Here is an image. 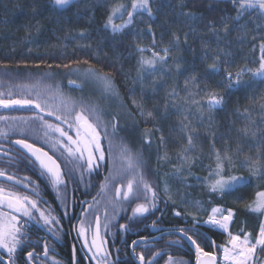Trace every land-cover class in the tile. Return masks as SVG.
Segmentation results:
<instances>
[{
	"label": "trees",
	"instance_id": "trees-1",
	"mask_svg": "<svg viewBox=\"0 0 264 264\" xmlns=\"http://www.w3.org/2000/svg\"><path fill=\"white\" fill-rule=\"evenodd\" d=\"M130 1L73 0L68 6L58 7L52 0H0V91L5 93V97H8L9 90L12 97H20L16 92L19 86L34 87L50 73L52 77L59 76L74 67H92L109 73L119 93L114 100H120L126 108L123 107L124 112H131L136 121L137 127H131L132 133H136L135 137L139 136L145 144L144 150L138 147L142 167L157 191L156 200L151 199L155 203L153 210L138 217L121 214L116 223L124 217L129 226H136L134 229L142 226L143 231L139 233L146 236L147 227L154 221L156 224H180L191 228L193 216L204 221L210 209L220 205L236 212L230 227L232 233L246 228L253 229L255 236L262 214L245 206L253 199L257 185H264V181L253 178L247 186L221 195L209 192L202 178L209 174V165L215 166L213 144L222 153L227 148L232 156L235 167L230 172V166L225 164V178L228 175L248 176L247 169L240 167V160L245 156L255 159L258 150L264 153V109L261 108L264 105V80L253 79L238 90H228L222 81L224 70L235 75L245 65L249 68L258 65L260 44L264 41V14L258 8L249 9L237 21L234 19L237 6L231 0H150L151 16L138 11L133 25L113 33L106 27L112 6ZM188 13L194 16L190 17ZM225 24L228 31H224ZM174 36L179 40L174 42ZM137 45L144 47L145 51L139 52ZM166 46L170 47V54L163 71L152 75L145 73L141 80L138 76L140 57H151L153 51L163 55L162 48ZM217 58L221 67L219 74L208 67ZM177 63L181 65L179 72ZM192 75L201 78V88L207 85L224 95L226 103L211 111L205 109L202 119L189 116V129H182L179 123L182 116L172 105L183 104L186 97L184 81ZM242 79L249 81L250 75H244ZM173 88L178 95L169 96ZM201 95L195 99H201ZM133 99L143 103L145 113L152 111L153 118L141 116L132 104ZM246 108L250 113L247 119L237 114V110L243 112ZM192 127L198 135L194 136L195 149L186 153L193 158L190 165L178 158V154L186 146V133ZM243 128L248 129L247 137L240 132ZM252 133H256L255 137ZM128 136L136 141L131 133ZM146 137L151 140L150 144L145 142ZM238 146L242 148L239 154L235 151ZM106 153H109V148ZM165 153L169 159H160ZM109 154L113 155L112 152ZM114 163V155H106L95 171L82 170L77 181L78 191L95 192L101 179H93L91 174L103 178L108 172L113 173ZM176 167L182 171L173 175ZM165 182L169 186L168 193L164 191ZM100 190L103 191L102 188ZM111 199L119 205L120 201H115L112 196ZM194 200L200 201V206L193 207ZM176 212L181 215H175ZM209 233L215 242H225L223 238L226 236L221 232L210 230ZM190 234L200 243L202 236L198 228ZM131 240L128 238L127 242ZM162 247L163 243L160 244ZM156 250L155 247L153 252ZM173 250L166 254L187 255L181 249ZM126 257V264H134L128 252Z\"/></svg>",
	"mask_w": 264,
	"mask_h": 264
},
{
	"label": "snow or ice",
	"instance_id": "snow-or-ice-1",
	"mask_svg": "<svg viewBox=\"0 0 264 264\" xmlns=\"http://www.w3.org/2000/svg\"><path fill=\"white\" fill-rule=\"evenodd\" d=\"M53 4L58 7L68 6L72 3V0H52ZM231 2L237 6V15L234 17L235 20H240L245 11L249 9L258 8L259 11L264 14V0H231ZM138 11L147 12L151 16L152 8L150 5V0H131V10H128L123 3H117L112 6L111 11L108 15L106 21V27L111 28L113 33L122 32L124 29L134 24L135 15ZM127 13V18H124V13ZM120 15L121 23H114V18ZM190 17L194 16L192 13H188ZM241 28L245 27L240 25ZM212 31H216L212 29ZM224 31H228V25H224ZM187 39V37L185 38ZM179 37L174 36V42L178 41ZM153 45H155V39H153ZM137 50L141 53L145 51V48L137 45ZM163 55L158 51H153L151 57H140L138 76L141 80L144 78V74L147 73L152 75L155 72H162L164 65L167 64L170 47L166 46L162 48ZM261 55L259 57L258 65L254 68H249L245 65L233 75L232 72L224 70L222 81L225 84V87L228 90L236 89L238 90L242 84L251 83L253 79L264 80V41L260 44ZM87 63V61H85ZM159 65L160 67H157ZM68 67V65H65ZM214 73L219 74L221 72L220 62L217 58L216 62L208 66ZM181 69L180 64H176V70L179 72ZM85 75L92 78L94 81H100L103 85V90L106 93L119 96V93L116 91L112 77L109 73H103L98 70H95L92 67L86 70ZM244 75H250L249 81H243ZM201 78L197 75H192L185 79L184 88L186 90V97L184 98L182 105L173 104L172 107L181 114L182 119L179 120L182 129H189L191 121L188 119L189 116H196L198 119H202L203 112L205 109L211 111L217 108L222 107L226 103V97L220 92H217L214 89H210L207 85L203 88L200 87ZM70 84H75V81H69ZM156 81H153L154 90H155ZM80 85H77L79 87ZM24 88L31 89V86L25 85ZM191 89H195L192 91ZM134 91V90H130ZM203 94V95H201ZM169 96L178 95L175 88L168 93ZM201 95V99H195V96ZM8 98L5 99V93L0 91V107L9 108L14 105H35L37 109L41 112L45 110L44 106L39 102V99H27V98H18L13 99V93L11 90L7 92ZM39 97V94H37ZM132 104L139 111V114L145 119L153 118V112L148 111L145 113L143 103L138 102L136 99L132 100ZM168 105H165V110L167 111ZM261 108L264 109V105H261ZM67 116L57 117V119L62 120L63 124L68 126V129L75 131V138L69 134L68 131H65L63 127L59 125L47 124L45 122V127L52 129L55 132L60 134L61 138L53 145L55 147L57 144L68 153V156L76 162H82L78 164L80 169H84V165L87 166L86 170L91 172L94 168L100 166L99 162L105 160V150L102 146V135L101 128H103V138H108L109 136L115 137L119 130V120L116 116H113L111 122V133H109V125L103 120V109L99 111L95 106H81L80 111H75V108L67 109ZM74 113V115H73ZM55 114V113H51ZM132 115L131 112L128 113ZM237 114L243 118H248L250 116L249 110L246 108L243 112L237 110ZM0 119H6L5 117H0ZM43 120V117H40ZM264 122V121H262ZM159 131V129H157ZM240 132L243 136H248V129H240ZM0 134L7 135L6 132L0 130ZM45 135H48L45 132ZM150 135V133L148 134ZM198 133L194 127L191 128L189 132L186 133V146L182 149V152L178 154V158L183 161L189 162L191 165L192 157L186 155V153L191 152L195 149L194 136H197ZM256 133H252V136L255 137ZM215 134H213V139ZM161 144L164 143V137H160ZM146 143H151V140L146 137ZM16 144L21 145L23 148L35 157L33 163L38 162L40 167L45 170V172L50 176L52 183L55 187L59 188L60 185L64 184L63 175L60 165L57 163L52 156L48 155L47 152H44L43 149L36 148L34 144H30L27 140H17ZM120 161L122 171H132L137 172L140 168V163L138 157H136L131 150L127 147L126 144L121 142L120 144ZM113 148V140L109 139V153H111ZM236 153L239 154L242 151L241 147L236 148ZM212 152L215 156V166L209 165V174L202 178L203 183L206 184L209 192L219 193L221 195L237 191L241 187L247 186L252 182V179L255 178L259 181H264V153L257 151L255 159L251 156H245L244 159L240 160V167L246 168L248 171V176L242 175H228L227 178L224 176V168L227 163L229 171L231 172L232 168L235 167L233 164L232 156L228 154V149L226 148L223 153L220 149H216L214 144L212 147ZM86 154V155H85ZM160 159L167 160L169 159L168 154L165 153L164 156ZM71 162V161H70ZM182 171L181 168H174L173 175L179 174ZM43 174V173H42ZM7 173L5 170L0 169V176H6ZM9 180H15L14 176H8ZM28 179V178H25ZM81 179H83V173L81 174ZM109 178L106 177V180ZM184 179V178H182ZM197 179H201L197 177ZM23 183V181H20ZM107 187V184H102L101 188L104 189ZM257 191L254 193L253 199L245 207L250 209L252 212L264 214V185H257ZM35 192V189H33ZM165 193L169 192L168 183L165 182L164 187ZM142 192L145 199L148 198V194H151L153 201L157 198V191L152 187V185L145 180L144 174L142 171L138 172V178L134 176L131 179H128L126 185H122L115 190V201L120 200H131L133 198L139 199L138 193ZM38 194V193H37ZM187 195V194H186ZM169 198H171L169 196ZM95 199V198H94ZM46 203V201H45ZM200 201H192L193 207L200 206ZM151 207H155V203L151 204ZM4 208H7L9 211H3ZM149 211V205L145 203H138L135 208L132 209L133 216L143 215ZM227 214L224 215L221 209L213 208L212 214L209 215L208 219L204 221L205 224H211L215 227L223 229L228 234V240L223 245H217L222 253V264H258L257 254L258 252H264V222H261L259 230L255 236L250 232H244L241 230L240 233L233 234L229 230V224L233 219V210L227 209ZM13 213H21L23 217H26L27 220L24 224H20L21 217L19 215H13ZM38 213V215L36 214ZM175 215H181L180 212H176ZM131 219V217L129 218ZM193 226L191 228H179L178 232L183 234V237L187 238L192 245L195 246L196 254V264H218V257L215 252H205L200 244L188 235L190 231H196L197 225L201 222L197 220L195 216L192 217ZM35 222L40 224L41 222L47 228L49 233L57 236L59 233L55 231L56 226L59 224V220L56 216L52 215L51 210L45 212L44 210L38 207V201L31 199L29 196H22L19 193L10 191L0 186V249H3L7 254V264H15V254L18 248H21L22 245H25V242L29 239L25 228L29 225V222ZM156 226L155 221L153 222V227ZM89 228L91 225L88 226ZM107 228L108 225L105 224ZM122 229L126 228V225H120ZM88 228L84 226V223L81 222V225L78 229V235L85 236L84 246L88 249L89 252L93 253L91 259L96 261V264H112L109 259L110 253L107 248L104 246L105 241L100 235V222L99 218L96 219L95 231L92 236L91 243L89 244L86 232ZM171 243H178L174 241ZM133 244H136V241H133ZM50 251L49 245L45 242L43 245V255L48 256ZM159 252L153 253V256H158ZM39 258L34 250L27 253L28 261L32 262ZM53 259V264H59L58 261ZM140 264H145V257L143 253L139 254ZM73 264H76L75 258V248L73 249ZM166 264H186L182 260H176L172 256L168 257Z\"/></svg>",
	"mask_w": 264,
	"mask_h": 264
},
{
	"label": "flooded vegetation",
	"instance_id": "flooded-vegetation-1",
	"mask_svg": "<svg viewBox=\"0 0 264 264\" xmlns=\"http://www.w3.org/2000/svg\"><path fill=\"white\" fill-rule=\"evenodd\" d=\"M21 108L23 109L22 111L15 109H0V117L6 118L0 119V130L7 133V135L0 134V169L5 170L7 173L6 176H0V186L19 193L22 196H29L31 199L37 200L38 207L45 212L51 210L52 215L56 216L59 220V224L55 228V231H57L59 235L57 237L49 233L42 222L40 224L34 221L29 222V225L25 228V232L29 239L25 242V245L18 248L15 254V264H53L52 258H55L59 264H73L74 248L76 264H96V261L91 259L93 253L89 252L84 246L85 236L78 235V229L81 222H83L84 226L88 228L86 237L90 244L97 217H99L101 237L105 241L104 246L110 253L109 259L112 264H126L127 252L134 264H139L140 253L144 254L145 264H166L170 256L166 254V252L175 251L173 249H181L183 252L185 251L187 253L186 256L174 254L172 256L174 259L182 260L186 262V264H195V251L181 234L174 232L179 228L187 229L188 226L186 225L156 224V226L153 227L152 224L147 227V235L143 236L139 233L143 231L142 226H137L138 228L134 229L136 226H129L127 219L122 217L120 225H126V228L122 229L120 225L119 228H116L118 224L116 223L117 218L114 220L112 216H110V213H112L110 208L111 205L114 204L111 197L107 195L102 197L105 192L101 191L97 193L99 190H95V192L78 191L77 181L80 178L79 172L82 170L88 172L86 170L87 166L84 165V169L79 171L78 162L72 160V158L68 156V153L58 144L53 147L58 140L64 139L66 141V138H61L58 132L46 128L45 122H47V124L63 127L65 131H68L74 138L75 131L68 129L67 125H62L59 119L53 118L47 120L44 115L43 120H41L40 117L42 116H37L38 114L34 111L28 110V106L26 107V105H23ZM27 113H35L34 115L38 119H35V121H43L44 126L31 128L28 121L34 120V118L31 117L27 120ZM30 130L35 131V133L30 134ZM45 132H47L48 135H45ZM31 135H37L38 137H32ZM21 139L27 140L30 144H34L36 148L43 149L44 152H47L48 155L52 156L53 159L57 161L64 173V184L60 185L59 188L53 185L50 176L40 167L39 163H33L34 159L30 153H26L25 148L21 149L16 144V141ZM102 170H104V167H102ZM8 176H14L16 179L9 180L7 178ZM20 181H23V183H20ZM97 186L99 187V183ZM33 189H35V192ZM3 211L7 212L9 210L4 208ZM36 214L38 215V213ZM121 214L122 213L119 214V218ZM13 215H19L21 217L20 224H24L27 220L21 213H13ZM232 223L229 225L230 231ZM105 224L108 225L107 228ZM89 225H91L90 228L88 227ZM197 228L202 236L200 238V246L205 252H215L218 257V264H222L223 253L216 246L223 245L228 240L227 232H221L226 236L223 238L225 242L221 244L215 242L209 233L210 230L218 231L217 229L209 226H198ZM236 230V234L240 233L241 230L253 234V229L239 228ZM188 235L192 237L190 232H188ZM128 238H132L129 243L127 242ZM133 241H136V244H133ZM174 241H178V243H171ZM45 242L50 248L47 257L43 255V245ZM162 243L163 247L160 248V244ZM155 247L157 248L155 253L159 252V255L154 257L153 249ZM33 250L39 254V258L30 262L27 259V253ZM259 253L260 256L257 262L258 264H264V252ZM148 256L150 257L148 258ZM7 259L6 252L0 249V264H7Z\"/></svg>",
	"mask_w": 264,
	"mask_h": 264
},
{
	"label": "rangeland",
	"instance_id": "rangeland-1",
	"mask_svg": "<svg viewBox=\"0 0 264 264\" xmlns=\"http://www.w3.org/2000/svg\"><path fill=\"white\" fill-rule=\"evenodd\" d=\"M73 1V0H72ZM125 5V7L128 10H131V1L127 2V3H123ZM65 7V6H64ZM124 18H127V13H124ZM114 23L119 24L121 23V19H120V15L117 14V16L114 18ZM109 28V27H107ZM111 30V28H109ZM89 68H80V67H74L72 69H69L67 71L61 72L60 74H58L59 76H54L52 77V73L48 74V76H46V78L42 79L43 82L38 83L36 86L31 87V89L29 90L28 88H24L22 86H19L17 89V94L20 95V97H12V98H27V99H39V102L42 104V106H44L45 110L43 112H41L39 109H37L35 107V105H26V107L28 106L29 109H31L32 111H34L36 114H38L37 116H44L45 118H47V120H51V119H57V117H61V116H67V109L68 108H75V111H80L81 110V106H95L97 108V110L99 111L100 109H103V120L104 122L108 123L109 125V133H111V122H112V118L113 116H116L119 120V125H120V130L118 132V134L115 137H111L109 136L108 138H103V128H101V135H102V146L105 150L107 148H109V139L113 140V148H112V154L114 155V160L115 163L113 165V167L111 168V170H113V173H107L106 176L104 175L103 178H96V174H91L94 178L93 179H101L99 183V187L96 185V188H98L97 190H99L97 193L101 192L102 190H100L101 185L102 184H107V187L105 189H103V191L105 192L104 195H102V197H105L106 195L109 197H114L115 196V190L117 188L118 185H126L128 179L133 178L134 176H136L138 178V172L142 171L144 174V178L145 180H147L150 183V179L147 177V175L145 174L143 167H142V163H141V154L138 151L139 148H141L142 150H144L145 148V144L143 143L142 139L137 136L135 137L137 134L136 133H132V128H134L136 126V121L134 120V118L129 115L127 113V110H123V103L120 100H114L115 98H118L115 95L109 94L104 92L103 90V85L100 81H94L92 78L87 77L85 75L86 70ZM69 81H75L77 84H79L81 87L80 89L78 88H74L71 87L69 85ZM115 86V84H114ZM116 89V86H115ZM37 94H39V97H37ZM17 107L15 108H7L5 110H9V109H15L18 111H22L21 107L23 105H16ZM2 108V107H1ZM125 108V107H124ZM126 109V108H125ZM31 112V111H29ZM33 113V112H31ZM31 113H27L26 114V119L28 120L29 118H34V120H30L28 121L29 126L31 128H39L44 126L43 121L40 122H36V120H38L35 117V113L31 114ZM51 113H55L54 115ZM33 115V116H32ZM74 115V113H73ZM47 116V117H46ZM50 117V118H49ZM62 125H66L63 124L62 120H61ZM135 125V126H134ZM132 127V128H131ZM137 127V126H136ZM28 132V131H26ZM35 131L30 130V134H34ZM132 134L135 138L136 141H133L129 138L128 134ZM27 134V133H26ZM32 137H38L37 135H31ZM121 142H123V144H126L127 147L131 150V152L138 157L139 159V163H140V168L138 169L137 172H132V171H122V165H121V161H120V144ZM139 147V148H138ZM107 156H113L109 153L105 154V158ZM103 161L99 162L102 163ZM78 163H82V162H78ZM96 168H94L92 171H95ZM82 169L79 168V171H81ZM91 171V172H92ZM80 173V172H79ZM91 176V178H92ZM106 177L109 178L108 180H106ZM121 180V181H118ZM107 181V183H106ZM102 191V192H103ZM111 193V194H110ZM139 196V199L133 198L131 200L125 201V200H121L119 202V205L117 206L116 204H112L110 210L113 211L112 213H110V216H112V219H116L117 217L119 218V214L120 213H128V214H132V209L135 208V206L138 203H145L147 205H149V211L153 210L154 207H151V204L153 203V201L151 200V194H148V198L145 199L144 194L142 192L137 194ZM113 199V198H112ZM149 200L150 203H147ZM119 208V212H116L115 209ZM218 208V207H215ZM219 209V208H218ZM223 212L224 215L227 214V211L224 208H220ZM148 211V212H149ZM147 212V213H148ZM124 213V214H125ZM146 214V213H144ZM143 214V215H144ZM212 213L210 212L209 215H211ZM138 215H136V217H138ZM209 217V216H208ZM264 214H262V220H263ZM117 218V219H118ZM234 218V215H233ZM116 219V221H117ZM121 223H118L116 225V228H119V225ZM212 227L218 229V227H215L213 225H211ZM259 256L260 253L258 252L257 254V261L259 260Z\"/></svg>",
	"mask_w": 264,
	"mask_h": 264
},
{
	"label": "water",
	"instance_id": "water-1",
	"mask_svg": "<svg viewBox=\"0 0 264 264\" xmlns=\"http://www.w3.org/2000/svg\"><path fill=\"white\" fill-rule=\"evenodd\" d=\"M69 85L71 86V87H74V88H78V89H80V87L81 86H79V87H77V85H79V84H77V83H75V84H70L69 83ZM16 99V98H15ZM15 107H17L16 105H14V106H11V107H9V108H15ZM0 109H7V108H4V107H0ZM18 145V144H17ZM19 146V148H21V149H24L21 145H18ZM28 151H27V149H26V153H27ZM29 153V152H28ZM31 155V154H30ZM32 158L35 160V157H33L32 156ZM38 163V162H37ZM119 187H121V185H118L117 186V188H119ZM97 218H99V217H97ZM96 218V219H97ZM95 226H96V220H95V224H94V228H93V233H94V231H95ZM175 233H179V234H181V236L183 237V234L182 233H180V232H178V231H174ZM100 235H101V232H100ZM185 238V237H184ZM186 240H187V238H185ZM140 241V240H139ZM142 241V240H141ZM187 242L190 244V246L193 248V250L195 251V246L194 245H192L191 244V242L190 241H188L187 240ZM196 255V254H195ZM139 264H140V262H139ZM195 264H196V256H195Z\"/></svg>",
	"mask_w": 264,
	"mask_h": 264
},
{
	"label": "built area",
	"instance_id": "built-area-1",
	"mask_svg": "<svg viewBox=\"0 0 264 264\" xmlns=\"http://www.w3.org/2000/svg\"><path fill=\"white\" fill-rule=\"evenodd\" d=\"M216 207H218L219 209H220V207L219 206H216ZM211 212H212V210H211ZM234 213V212H233ZM201 223L199 224V226H211V224H205V223H203L204 221H200Z\"/></svg>",
	"mask_w": 264,
	"mask_h": 264
},
{
	"label": "bare ground",
	"instance_id": "bare-ground-1",
	"mask_svg": "<svg viewBox=\"0 0 264 264\" xmlns=\"http://www.w3.org/2000/svg\"><path fill=\"white\" fill-rule=\"evenodd\" d=\"M33 116V115H32ZM18 121V120H17Z\"/></svg>",
	"mask_w": 264,
	"mask_h": 264
}]
</instances>
